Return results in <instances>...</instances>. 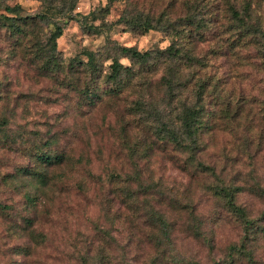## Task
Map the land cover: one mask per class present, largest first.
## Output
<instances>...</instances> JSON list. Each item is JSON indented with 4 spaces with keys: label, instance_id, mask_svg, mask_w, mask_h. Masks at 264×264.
<instances>
[{
    "label": "rangeland",
    "instance_id": "obj_1",
    "mask_svg": "<svg viewBox=\"0 0 264 264\" xmlns=\"http://www.w3.org/2000/svg\"><path fill=\"white\" fill-rule=\"evenodd\" d=\"M17 5L22 18H32L24 35L9 26L5 17L13 15L1 7ZM230 5L248 18V26L238 24ZM68 14L87 16L93 26L104 24L107 16L105 22L115 25L98 34L84 29L79 17L68 20L55 53L63 69L47 71L40 48L49 50L53 23L62 24ZM137 16L170 27L145 33L126 22ZM251 25L264 33V0H0V264H82L83 257L90 264H169L171 242L160 231L126 226L130 211L109 183L112 175L124 176L135 167L143 191L157 197L160 203L154 205L179 223L172 245L180 259L226 264V250L240 240L242 229L212 198L211 188L264 189V43L248 29ZM176 38L186 55L183 62L187 57L195 62L182 67L183 87L170 98L164 69L144 71L117 46L156 56ZM85 52L100 56L104 74L113 57L133 67L134 89L114 97L102 82L90 104L82 93L89 73L82 64L70 65L75 58L86 62ZM204 82L210 116L201 160L217 178L189 166L185 153L155 137V122L131 112L140 101L156 104L165 121L177 120ZM45 153L67 161L44 167L37 156ZM36 170L48 175L46 187L26 174ZM238 202L254 218H264L263 199L246 191ZM189 209L203 224L202 239L184 232L188 216L181 212ZM27 218L34 220L28 231ZM40 234L47 238L44 244ZM256 258L264 264V238Z\"/></svg>",
    "mask_w": 264,
    "mask_h": 264
},
{
    "label": "trees",
    "instance_id": "obj_2",
    "mask_svg": "<svg viewBox=\"0 0 264 264\" xmlns=\"http://www.w3.org/2000/svg\"><path fill=\"white\" fill-rule=\"evenodd\" d=\"M8 14L13 15V17H5L9 26L20 35L25 34L24 26L28 24L29 20L32 18H22L21 17V7L19 5L11 8L6 6H1ZM229 10L242 27L248 26V18H243L242 15L233 7L229 6ZM109 7L105 9V14L109 15ZM76 17L80 18L81 26L87 31L102 34L103 32H109L113 29L115 24L105 22L101 26H93L89 24L88 17L82 16L80 14H68L64 17L62 24L60 22L53 23V31L49 36V50L46 48H40L42 59L44 60V68L47 71H61L63 69V64L59 59L55 57V53L58 48V40L61 39L67 28L68 20H75ZM41 20H47L48 16L40 15L38 16ZM22 21L23 24H17L16 22ZM126 22L131 23L133 28L141 29L143 32L148 33L154 30H165L169 28L170 24H165L163 20L154 24V20L150 17L137 16L127 20ZM194 25L196 22H193ZM198 26L197 28H200ZM251 25L248 29L254 31L256 34H260V38L264 43V33L258 28ZM247 29V31H248ZM253 29V30H252ZM173 33L179 36V32L176 28H173ZM119 54L131 60L132 64L138 65L144 71L159 70L164 69L165 75L162 78L164 87L167 89V96L173 98L176 91L183 87L184 75L182 73L183 66H192L195 62L193 58L187 57L188 62L185 63L183 60L186 56L183 54L182 45L179 42V38L173 41L172 45L164 51H159L156 56L153 53L137 50L134 47H122L117 46ZM87 61H79L75 58L70 63L71 68L78 67V64H82L81 67L84 71L88 72L90 75L89 83L85 85L82 93L86 95L91 101L90 104L94 103L95 99L98 98L100 94V83L105 82L109 85L108 94L114 97H121L126 92L134 89L135 78L133 67H128L122 64L117 57L112 58V65L109 67L110 72L104 74V70L101 68L99 63V55L94 52H85ZM194 62H193V61ZM162 61V62H161ZM192 61V62H190ZM199 63L198 61H196ZM80 67V68H81ZM141 74V73H140ZM207 83L198 84V90L195 95V100L191 104H186L183 109L176 115V119L172 117L165 121L166 117L157 105H147L140 101L135 102L133 105L132 113L136 115H143L146 117L145 121H152L157 124L155 137L161 139V143L164 145H171L176 148L177 151L185 153L187 155L186 163L189 166L200 172L201 174L217 178V174L214 168L207 166L201 157L205 151V146L203 144V135L205 133L204 128L207 126V118L210 113H207V108L205 105L204 95L206 94ZM94 100V101H93ZM173 99H171L172 101ZM96 103V102H95ZM171 103V102H169ZM95 105V104H94ZM138 145V144H135ZM131 147V146H130ZM132 148V147H131ZM136 149V146L133 148ZM148 149V147L146 148ZM38 160L44 167L52 165H63L66 163V159L63 155L51 156L48 153L43 155H38ZM28 176L36 178L43 184L44 187L47 186L48 175L43 171H27ZM111 186H116L114 193L118 192V197L121 199V205L130 211V214L126 217L124 222L126 226H130L132 229H143L145 227L149 233L154 231H160L170 242V256L169 264H188L185 258L180 259L181 256L177 255V251L173 248L172 239L175 235V230L178 221L173 218V214L163 212L154 205V201L157 202V197H155L149 191H143V181L141 173L135 169L128 174L122 175H112L109 180ZM212 198L219 204V206L225 211V213L231 219L238 223V226L242 229V236L240 240L236 243L231 244L227 248L226 254V264H257V254L259 252L260 243L264 238V226L261 224L264 218H254L248 212V210L239 204V196L246 191L255 196L258 199L264 200V189L260 186H256L250 189L245 188H235L229 185H216L215 188H211ZM30 202H34L31 196H28ZM37 199V197L35 198ZM37 200L35 203L37 205ZM35 204H32L34 206ZM0 208H3L0 205ZM35 208V206L33 207ZM170 211V210H169ZM196 211V210H195ZM194 210H185L181 212V215L188 216V220L183 224L185 225L184 232L187 233L194 240L202 239V227L203 224L201 220L197 217ZM222 219V217H220ZM25 228L28 231L30 228L33 229L34 220L27 218L25 221ZM139 222L141 227H139ZM30 232V231H29ZM31 235H35V232L31 230ZM40 241L39 243H45L47 238L40 234L37 236ZM155 262H158L156 258ZM91 259L87 257L82 258V264H90ZM153 264H156L152 262Z\"/></svg>",
    "mask_w": 264,
    "mask_h": 264
}]
</instances>
